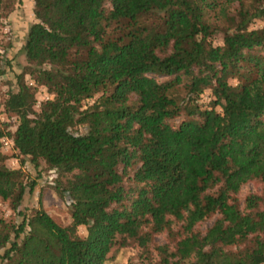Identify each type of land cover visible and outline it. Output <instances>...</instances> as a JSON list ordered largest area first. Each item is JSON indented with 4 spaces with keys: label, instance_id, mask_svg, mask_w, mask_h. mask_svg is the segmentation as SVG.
Wrapping results in <instances>:
<instances>
[{
    "label": "trees",
    "instance_id": "1",
    "mask_svg": "<svg viewBox=\"0 0 264 264\" xmlns=\"http://www.w3.org/2000/svg\"><path fill=\"white\" fill-rule=\"evenodd\" d=\"M30 1L0 139L53 171L70 223L18 210L24 174L0 144V202L20 218L0 216V264L149 259L164 233L156 264H264V0Z\"/></svg>",
    "mask_w": 264,
    "mask_h": 264
},
{
    "label": "rangeland",
    "instance_id": "2",
    "mask_svg": "<svg viewBox=\"0 0 264 264\" xmlns=\"http://www.w3.org/2000/svg\"><path fill=\"white\" fill-rule=\"evenodd\" d=\"M33 22L34 15L30 0H2L0 5V101L8 91H13L15 76L25 67L21 47L25 40L26 31ZM260 25L261 22L255 20L251 28L259 27ZM220 44V38L215 37L213 45ZM46 94L48 93L43 88L36 90L34 109L38 106L37 103L43 101L42 98ZM208 101L209 93L206 90L199 100L201 108L206 107ZM9 121L10 125L13 126V121L11 119ZM78 131L83 133L84 129L78 128ZM1 153L5 157L4 164L9 169H20L24 174V184L26 185L27 193H25L18 210L25 211V214H28L32 209L40 208L58 225H68L70 223L69 207L52 191L55 179L53 171L45 169L41 162L34 167L28 157L19 156L11 149H1ZM32 184H34V187L28 192V187ZM259 187V185L256 186L253 183H248L241 187L237 195L239 202L242 203L246 195L257 192ZM0 216L8 223H19L20 218L9 209L7 202H0ZM214 220L215 217L207 218L206 221L196 226V230L204 233ZM178 228L179 225L174 226V230ZM79 235L81 237L86 236V231L83 227L79 228ZM167 239L165 233L154 236L153 246L150 247L149 259L144 258L137 246L130 245L116 251L112 250L110 254L111 260L104 264H156L157 256L154 246L164 244ZM191 260L194 262L196 259L192 257Z\"/></svg>",
    "mask_w": 264,
    "mask_h": 264
},
{
    "label": "built area",
    "instance_id": "3",
    "mask_svg": "<svg viewBox=\"0 0 264 264\" xmlns=\"http://www.w3.org/2000/svg\"><path fill=\"white\" fill-rule=\"evenodd\" d=\"M28 84L31 85V83H28ZM48 97H49V95L46 94L43 96L42 100H46ZM38 104L39 103H37V105ZM4 122H5L4 116H0V123H4ZM0 144H1V149H5V150L11 149V141L8 140L7 138H1Z\"/></svg>",
    "mask_w": 264,
    "mask_h": 264
}]
</instances>
